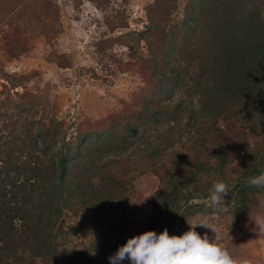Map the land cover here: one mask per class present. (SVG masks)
Wrapping results in <instances>:
<instances>
[{"label":"rangeland","instance_id":"1","mask_svg":"<svg viewBox=\"0 0 264 264\" xmlns=\"http://www.w3.org/2000/svg\"><path fill=\"white\" fill-rule=\"evenodd\" d=\"M55 1L62 28L55 42L49 44L41 34L42 19L28 14L35 10V0H27L23 6L27 7L26 18H18L16 12L11 17L7 13L10 0H0V89L12 75H27L25 87L54 103L58 117L74 125L69 132L72 135L80 121L95 124L86 123L89 129L117 125L124 116L143 109L149 97L154 100L151 109L161 108L160 121L164 124L159 126L160 139L169 146L156 164L157 170L141 155L138 161L116 160L114 170L130 167L124 175L127 187L121 205L116 202L105 213L86 221L81 213H64L56 228L62 258L70 264H98L128 238L145 232L153 212L147 198L161 185L157 171L164 174L178 165L180 170L197 173L192 185L208 192L207 198L217 181L225 182L231 193L220 209L206 204L207 198L193 199L189 204L204 202V209L179 224H166L164 219L155 231L160 233L171 225L169 234L181 235L190 227L188 223L202 221L207 227L197 226L196 231L207 233L234 259L264 264V197L262 210L246 217L237 214L233 198L237 179L252 165L264 163V63L258 64V75L253 74L263 86L259 107L216 118L205 114L203 107L211 94L209 85L225 63L219 60L227 54L222 40L234 41L236 48L245 34L250 37L251 31L243 25L254 13L264 19V0H205L202 6L200 0H159L162 6L157 0H99L104 3L101 6L94 0ZM166 9L171 11L172 30L167 41L171 51L165 53L167 67L159 63L160 42L153 41L152 51L139 35L148 26L150 14L162 18ZM230 19L232 25L219 29V24ZM9 21L17 23L23 37L16 38L11 47L27 43L20 56H13L14 50L6 51L10 44L4 32L10 29ZM110 23L123 27L112 29ZM55 51L69 57V67L62 68L51 59ZM157 71L167 74V91L158 90L159 80L152 76ZM247 222L251 223L249 228ZM37 264L43 262L39 259ZM106 264H110L109 259Z\"/></svg>","mask_w":264,"mask_h":264},{"label":"trees","instance_id":"2","mask_svg":"<svg viewBox=\"0 0 264 264\" xmlns=\"http://www.w3.org/2000/svg\"><path fill=\"white\" fill-rule=\"evenodd\" d=\"M94 1L99 6L104 4ZM158 1L157 5L162 6ZM10 2L7 13L11 17L15 12L18 18L39 17L42 19L41 34L49 44L55 42L62 28L59 4L55 0H35V10L31 14L28 12L29 15L27 7H23L27 0ZM204 2L200 0V6ZM166 11L162 18L150 14L148 26L139 35L148 41L152 51L153 41L160 42L159 63L167 67L165 53L171 51L167 41L172 30L169 27L171 11ZM226 22L219 24V29L233 24L231 19ZM110 24L112 29L123 27ZM243 26L252 34L240 38L237 46L234 45L236 48L232 45L234 41L222 40L227 54L219 60L225 63L218 70V76L212 79L211 94L206 96L203 106L205 114L211 118L257 108L262 103L259 91L263 86L253 74L258 75V64L264 63V19L254 13ZM18 29L17 23L10 22V29L4 32L10 44L6 51L14 50L13 56H20L27 47L24 41L11 47L17 42L16 38H23ZM50 57L62 68L70 66L65 53L51 52ZM160 64L155 62L156 66ZM169 69L175 76V71ZM26 76L14 74L0 89V264H37L39 259L43 264H70L62 258L57 239L56 228L64 213H81L86 221L105 213L116 202L123 203L127 187L124 175L130 167L114 170L116 160L138 161L141 155L157 170L156 164L169 147L160 139L163 113L160 107L151 109L154 100L146 97L143 109L135 115L124 116L117 125L89 129L85 125L89 122L80 121L72 135L69 132L74 125L58 117L54 103L47 96L25 87ZM152 76L160 81H156L160 92L168 90L165 89L167 74L164 71L154 72ZM19 87L26 90L19 91ZM263 173L264 163L260 162L237 179L233 198L240 216H254L257 210H262L264 183L257 185L252 180L264 176ZM196 174L194 170L190 173L180 170L178 165L164 174L157 171L161 185L147 198L153 212L145 225L146 231L157 229L164 219H167L166 224H179L204 209V202L189 204L193 199L207 198L208 192L192 185V177ZM247 225L249 228L251 223ZM170 226L165 228L170 231ZM107 257L98 264H106Z\"/></svg>","mask_w":264,"mask_h":264},{"label":"clouds","instance_id":"3","mask_svg":"<svg viewBox=\"0 0 264 264\" xmlns=\"http://www.w3.org/2000/svg\"><path fill=\"white\" fill-rule=\"evenodd\" d=\"M253 184L264 183V176L253 179ZM231 193L229 186L217 181L206 199L215 209L225 205V197ZM181 235L169 234L168 228L160 233L148 230L127 239L117 251L108 257L110 264H250L237 260L207 233L201 235L197 226L207 227L202 221H193Z\"/></svg>","mask_w":264,"mask_h":264}]
</instances>
